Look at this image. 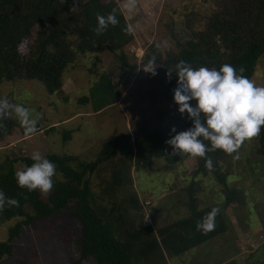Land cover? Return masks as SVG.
Returning a JSON list of instances; mask_svg holds the SVG:
<instances>
[{
    "label": "rangeland",
    "instance_id": "1",
    "mask_svg": "<svg viewBox=\"0 0 264 264\" xmlns=\"http://www.w3.org/2000/svg\"><path fill=\"white\" fill-rule=\"evenodd\" d=\"M126 3L127 0H118L133 40L122 51L130 63H135V71L127 73L111 53H98V62L94 55L85 53L78 54L73 63L63 69L61 87L56 92H47L36 80L0 81V96H8L33 114H40L34 134L15 142L24 128L17 122L10 135L0 140V160L5 155L18 158L23 153L30 157L33 151H39L42 155H74L81 161H90L96 158L101 142L111 135L175 127L189 119L187 113L182 116L177 111V105L171 107L159 91L162 68L157 65V74L153 76L143 71L141 67L145 63L141 60L144 54L151 52L148 46H156L161 57L173 52L177 40L189 39L203 30L210 12L223 8L226 0H136L131 10L125 7ZM65 34L72 41L69 29H65ZM130 47L142 51V55L135 56ZM103 72L112 82H117L119 95L114 103L92 112L89 102L78 104L76 99L88 96L89 87ZM250 79L264 86V53L257 59ZM63 81L68 85L64 86ZM50 126L53 127L48 129ZM64 131H69L70 137L62 141ZM197 159L188 155L169 166L160 159H153L146 168L130 169L131 188L139 202L135 212L129 210L128 205L127 210H123L126 203L121 201V195L126 194L125 188L119 189L109 200L105 196L113 166H116L115 158L99 165L91 175L90 205L100 218L104 209L103 220L120 233L119 222L131 218L135 227L149 226L145 233L150 239L156 229L187 216L189 204L196 209L217 205L226 219V232L196 249L201 254L204 250L214 253L212 249H217L215 259L201 256L199 261L198 254L192 256L195 248L168 258L156 248L146 259L127 253L129 264H259L264 261V159L256 153L255 138L245 141L238 153L229 155L222 151L218 159L220 173L226 175L235 198L233 202H225L226 190L211 174H194ZM13 167L16 170L22 166L16 162ZM38 192L43 199L46 197ZM111 202L114 210L106 212ZM19 219L14 217L0 223V241L5 239L7 228ZM77 234V222L65 213L35 219L20 228L19 236L12 242L11 256L4 257L2 262L69 264L75 255ZM81 264L96 263L85 260Z\"/></svg>",
    "mask_w": 264,
    "mask_h": 264
},
{
    "label": "trees",
    "instance_id": "2",
    "mask_svg": "<svg viewBox=\"0 0 264 264\" xmlns=\"http://www.w3.org/2000/svg\"><path fill=\"white\" fill-rule=\"evenodd\" d=\"M113 9H116L118 24L109 25L107 31L97 35L92 31L97 24L96 14L106 16ZM65 29L70 30L72 41L68 40ZM132 40L118 0H0V81L36 80L47 92H56L61 87L63 69L73 63L78 54L94 55L98 62L100 52L111 53L122 69L133 73L135 63H130L122 51ZM174 46V51L165 57L160 56L156 46H148L151 52L144 54L141 60L146 63L152 56L156 57L157 65L162 68L158 79L159 91L171 107L176 105L172 90L176 87L177 77L173 74L168 80L166 72L167 68L174 69L181 59L193 67L219 69L225 63L237 68L242 66L245 69L243 75L251 78L257 59L264 53V0H226L223 8L210 12L203 30L189 39L177 40ZM117 87V82H112L103 72L89 87L88 96L77 98V103L89 102L91 111L97 112L116 101L119 95ZM8 99L22 104L10 97ZM191 103L194 106L196 102L193 100ZM17 122L15 118L3 121L6 128L0 129V140L10 135ZM191 126L188 119L175 128L183 131ZM171 128L158 127L151 131L111 135L101 142L96 158L90 161H81L74 155L45 154L56 164V175L53 177L54 187L44 199L38 190L29 192L26 188L22 189L14 179V164L31 165L30 157L24 153L18 158L3 156L0 160V190L6 196L17 199L19 207L5 206L0 212V223L14 217L20 219L7 228L5 239L0 241V264H3L4 257L11 256L12 242L19 236L22 226L60 213H65L78 224L75 255L69 264H81L85 260L96 264H129L128 255L134 253L133 256L146 259L156 248L161 255L170 258L224 233L227 222L217 205L196 209L189 204L187 216L156 229L150 239L145 233L149 226L142 224L135 227L129 218L126 222H119L122 227L120 233L103 220L104 209L100 218L91 207L90 177L99 165L115 158L116 166H113L105 196L109 200L119 189L125 188L126 194L121 195V201L126 203L123 210H127L128 205L129 210L138 211L139 202L131 188L130 169L146 168L153 159H160L169 166L188 156L170 154L171 146L165 144V140L170 138ZM20 135L24 137L28 133L21 128ZM69 137L70 132L64 131L62 141ZM255 141L256 153L264 159V128ZM221 153V150L208 153L212 157V169L206 168L205 160L198 157L194 174H211L215 182L226 190L224 199L230 203L235 198L229 190L226 175L221 174L218 168ZM213 208L219 209L214 230L198 231L196 222ZM113 210L114 203L111 202L106 212ZM120 237L125 240L120 241ZM259 262L264 264V261Z\"/></svg>",
    "mask_w": 264,
    "mask_h": 264
},
{
    "label": "clouds",
    "instance_id": "3",
    "mask_svg": "<svg viewBox=\"0 0 264 264\" xmlns=\"http://www.w3.org/2000/svg\"><path fill=\"white\" fill-rule=\"evenodd\" d=\"M136 0H127L125 7L131 10ZM97 24L92 29L97 35L107 31L109 25L118 24L116 9L106 16L96 14ZM156 57L152 56L141 67L143 71L155 76ZM241 66L222 64L219 69L206 66L193 67L183 59L174 69H168L166 77H177L176 87L172 90L177 111L191 120L192 126L183 131L170 129V138L165 144L171 146L172 155H191L205 160V167L212 169L209 152L222 150L226 154L238 153L245 141L260 135L264 128V86H258L247 76ZM195 100V105L191 101ZM15 118L26 133L34 134L40 114H33L22 104L11 102L7 96L0 97V129H5L3 121ZM238 158V156H237ZM31 165H23L14 172L17 185L29 192L39 190L49 193L54 187L56 164L39 151L30 155ZM5 206L19 207V201L8 197L0 190V212ZM219 209L213 208L196 222L198 231L208 232L215 228V217Z\"/></svg>",
    "mask_w": 264,
    "mask_h": 264
},
{
    "label": "crops",
    "instance_id": "4",
    "mask_svg": "<svg viewBox=\"0 0 264 264\" xmlns=\"http://www.w3.org/2000/svg\"><path fill=\"white\" fill-rule=\"evenodd\" d=\"M63 84H64V86H67L68 84L66 83V81H63ZM31 134H28V135H26V136H24V137H19V138H17V139H15V142H17L18 140H20V139H23V138H26V137H29ZM227 230V229H226ZM226 232V231H225ZM224 232V233H225ZM215 238V237H214ZM214 238H212V239H214ZM212 239H209V240H207V241H205V242H203V243H201V244H199V245H196L195 247H193V248H195V253L194 254H192V256H197V254H198V256H197V259H199V261H201L202 259H200V257L201 256H203V257H205V256H208L210 259H215V256L214 255H217L218 253L216 252L217 251V249L216 250H214V249H212L213 251H214V253H211V250H204V252L205 253H203V254H201L199 251H196V249H198L197 247L198 246H201V245H205V244H207V242L208 241H212ZM256 239V238H255ZM187 251H189V250H187ZM218 256V255H217ZM222 260H223V262H224V256L222 257Z\"/></svg>",
    "mask_w": 264,
    "mask_h": 264
},
{
    "label": "built area",
    "instance_id": "5",
    "mask_svg": "<svg viewBox=\"0 0 264 264\" xmlns=\"http://www.w3.org/2000/svg\"><path fill=\"white\" fill-rule=\"evenodd\" d=\"M130 48H131V52H133L135 56H141L142 55V51H140V50H134L132 47H130Z\"/></svg>",
    "mask_w": 264,
    "mask_h": 264
},
{
    "label": "water",
    "instance_id": "6",
    "mask_svg": "<svg viewBox=\"0 0 264 264\" xmlns=\"http://www.w3.org/2000/svg\"><path fill=\"white\" fill-rule=\"evenodd\" d=\"M148 223H145V225H147Z\"/></svg>",
    "mask_w": 264,
    "mask_h": 264
}]
</instances>
